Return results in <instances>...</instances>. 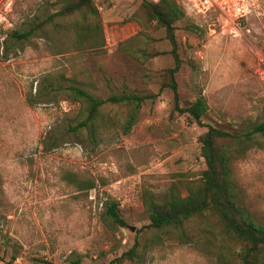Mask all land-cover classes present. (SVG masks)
<instances>
[{"label":"rangeland","instance_id":"1","mask_svg":"<svg viewBox=\"0 0 264 264\" xmlns=\"http://www.w3.org/2000/svg\"><path fill=\"white\" fill-rule=\"evenodd\" d=\"M94 2L98 15L53 16L64 0H0V264H108L137 238L156 235L143 231L146 193L161 200L176 183L187 195V185L201 179L199 136L208 124L244 133L264 118V0L235 26L183 10L176 29L180 104L203 95V125L175 109L169 87L161 89L175 65L172 44L141 9L143 0ZM37 23L29 39L16 37ZM72 84L103 99L155 97L132 126V103H106L93 135L91 127L72 129L88 115L67 95ZM244 149L236 178L245 205L264 223V140ZM71 173L97 187L76 191L66 179ZM108 199L118 201L126 227L107 216ZM243 250L206 213L150 242L138 264H242Z\"/></svg>","mask_w":264,"mask_h":264},{"label":"trees","instance_id":"2","mask_svg":"<svg viewBox=\"0 0 264 264\" xmlns=\"http://www.w3.org/2000/svg\"><path fill=\"white\" fill-rule=\"evenodd\" d=\"M64 3V7L53 16L79 12L92 15L99 14V9L94 0H64ZM141 9L145 11L149 19L156 20L158 25L166 30L167 37L172 44L171 53L174 56L175 65L166 71L168 81L163 84L161 89L169 87L174 94L175 109L180 113H188L194 122L203 125V118L209 110V104L203 95L184 106L180 104L176 74L182 67V59L178 50L176 29L177 23L185 16L182 6L177 0H158L157 2L143 0ZM39 24H32L28 31L15 33L16 37L29 39L40 26ZM192 25L195 26V24ZM67 95L69 98L84 104L88 111L87 117L73 126L72 129L77 131L82 127H91L93 135L96 133L95 128H93L94 123L100 114L101 107L106 103H132L133 108L126 124L132 126L136 119L137 110L143 102L155 97L151 94L141 95L136 92H124L111 94L103 99L93 96L74 84L67 91ZM207 127V131L199 136L201 156L206 164L201 179L192 181L187 185V195L182 194L176 183L171 185L164 199L160 200L153 194L146 193L143 199L150 223L143 231L153 230L156 235L145 239L144 242L137 238L129 250L115 257L108 264L140 263L143 252L150 242L160 238L162 234H169L174 230H183L186 222L192 217L206 213L218 216L226 232L244 245V250L240 252L242 264H264V223L245 205L243 192L234 169V162L245 154L244 145L247 142L264 140V118L244 133H233L212 124H208ZM66 179L75 186L78 192L90 191L97 187L95 179H82L75 173L69 174ZM104 205L109 218L124 227L128 225L120 214L118 201L108 199ZM138 232H142V229ZM74 264H81V260L77 258Z\"/></svg>","mask_w":264,"mask_h":264},{"label":"built area","instance_id":"3","mask_svg":"<svg viewBox=\"0 0 264 264\" xmlns=\"http://www.w3.org/2000/svg\"><path fill=\"white\" fill-rule=\"evenodd\" d=\"M195 17L217 14L225 24L235 26L239 20L248 19L257 0H177Z\"/></svg>","mask_w":264,"mask_h":264},{"label":"water","instance_id":"4","mask_svg":"<svg viewBox=\"0 0 264 264\" xmlns=\"http://www.w3.org/2000/svg\"><path fill=\"white\" fill-rule=\"evenodd\" d=\"M132 230H135L134 228H132Z\"/></svg>","mask_w":264,"mask_h":264}]
</instances>
